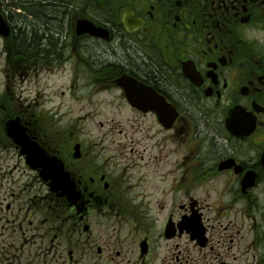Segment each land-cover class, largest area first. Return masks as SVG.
Instances as JSON below:
<instances>
[{"label": "flooded vegetation", "instance_id": "obj_1", "mask_svg": "<svg viewBox=\"0 0 264 264\" xmlns=\"http://www.w3.org/2000/svg\"><path fill=\"white\" fill-rule=\"evenodd\" d=\"M0 18L10 80L106 89L150 141L97 158L87 127L0 99V264H264V0H0ZM15 117L74 200L29 165Z\"/></svg>", "mask_w": 264, "mask_h": 264}, {"label": "rangeland", "instance_id": "obj_2", "mask_svg": "<svg viewBox=\"0 0 264 264\" xmlns=\"http://www.w3.org/2000/svg\"><path fill=\"white\" fill-rule=\"evenodd\" d=\"M5 63L4 48L0 39V98L4 97V101L7 100L11 106H13L12 99L16 101L18 98H22L27 100L29 105L35 103V108L41 110L42 121H44V116L51 117L53 115L58 117L57 120L52 119L54 125L59 124L67 127L83 125L87 127L85 129L86 137H100V144L94 151V157L119 156L116 149L120 143L123 144L122 150L125 152L122 157H150V141L145 138L143 125L137 124L127 111L128 108L121 105L122 101L113 93L105 92L106 89L98 92L97 88L88 86L81 94L79 102L77 97L73 99L69 94L62 96L59 93L62 89L61 80H50L39 87L32 78V73L31 78L26 82L18 77L10 80ZM65 83L68 84V80L65 79ZM41 89L45 90L42 94L40 93ZM82 114H85V117L89 114L87 119H83V122L80 118ZM131 146H134V154H131ZM154 152L158 153L156 149ZM9 164L12 165L13 162L9 161ZM2 180L0 179V182Z\"/></svg>", "mask_w": 264, "mask_h": 264}, {"label": "water", "instance_id": "obj_3", "mask_svg": "<svg viewBox=\"0 0 264 264\" xmlns=\"http://www.w3.org/2000/svg\"><path fill=\"white\" fill-rule=\"evenodd\" d=\"M132 98H134V97H132ZM142 98V97H141ZM57 182H59V179H57V178H54V183L56 184ZM70 185V184H69ZM60 187V186H59ZM69 189H70V187H69Z\"/></svg>", "mask_w": 264, "mask_h": 264}, {"label": "trees", "instance_id": "obj_4", "mask_svg": "<svg viewBox=\"0 0 264 264\" xmlns=\"http://www.w3.org/2000/svg\"><path fill=\"white\" fill-rule=\"evenodd\" d=\"M29 41H32L33 40V38H27Z\"/></svg>", "mask_w": 264, "mask_h": 264}, {"label": "bare ground", "instance_id": "obj_5", "mask_svg": "<svg viewBox=\"0 0 264 264\" xmlns=\"http://www.w3.org/2000/svg\"><path fill=\"white\" fill-rule=\"evenodd\" d=\"M66 96V95H65Z\"/></svg>", "mask_w": 264, "mask_h": 264}]
</instances>
